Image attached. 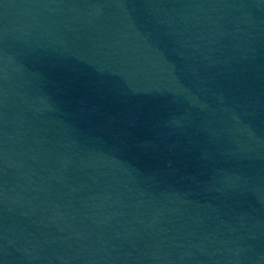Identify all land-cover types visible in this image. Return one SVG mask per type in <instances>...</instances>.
I'll use <instances>...</instances> for the list:
<instances>
[{"label":"water","instance_id":"95a60500","mask_svg":"<svg viewBox=\"0 0 264 264\" xmlns=\"http://www.w3.org/2000/svg\"><path fill=\"white\" fill-rule=\"evenodd\" d=\"M0 264H264V0H0Z\"/></svg>","mask_w":264,"mask_h":264}]
</instances>
